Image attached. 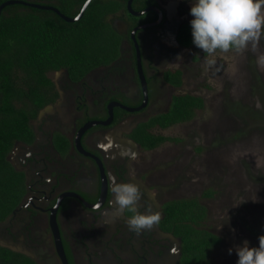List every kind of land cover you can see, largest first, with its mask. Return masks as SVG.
I'll return each mask as SVG.
<instances>
[{
	"label": "flooded vegetation",
	"instance_id": "af4514ba",
	"mask_svg": "<svg viewBox=\"0 0 264 264\" xmlns=\"http://www.w3.org/2000/svg\"><path fill=\"white\" fill-rule=\"evenodd\" d=\"M189 2L136 0L132 12L109 16L120 36L116 59L77 81L64 69L49 75L55 96L30 120L32 141L14 143L6 157L23 173L25 193L0 222V248L15 254L0 264H178L180 239L162 229L166 201L149 182L160 172L146 158L156 148L142 149L134 134L168 109L183 88L187 61L197 62L196 55L188 56L195 45L177 39L192 18ZM137 65L146 88L143 107ZM176 72L179 86L167 80ZM57 135L65 139V150L57 147ZM114 182L137 184L140 213L159 212V224L139 234L130 231L133 213L114 214ZM98 203L99 211L94 210Z\"/></svg>",
	"mask_w": 264,
	"mask_h": 264
},
{
	"label": "trees",
	"instance_id": "16d2710c",
	"mask_svg": "<svg viewBox=\"0 0 264 264\" xmlns=\"http://www.w3.org/2000/svg\"><path fill=\"white\" fill-rule=\"evenodd\" d=\"M6 1L0 0V4ZM19 1L24 3L8 4L0 10V222L25 193L23 173L16 171L6 157L14 143L32 141L30 120L55 96L49 75L64 69L71 81H77L92 68L116 59L120 36L109 23V16L127 13V0H90L80 17L68 22L52 10L31 5L50 6L74 18L86 0ZM135 5L136 0H132L131 8ZM177 39L182 45H193L191 24L181 27ZM168 77L173 85L181 84L178 72ZM203 106L199 96L175 94L165 112L138 126L134 139L147 151L168 141L177 142V138L151 130L188 122ZM56 143L65 150L64 138L57 135ZM212 195L207 189L198 197L175 198L163 204L161 227L180 239L178 264L211 263L210 256L220 238L204 227L207 210L200 200ZM12 256L15 254L0 248V262Z\"/></svg>",
	"mask_w": 264,
	"mask_h": 264
},
{
	"label": "rangeland",
	"instance_id": "374dc122",
	"mask_svg": "<svg viewBox=\"0 0 264 264\" xmlns=\"http://www.w3.org/2000/svg\"><path fill=\"white\" fill-rule=\"evenodd\" d=\"M192 54L197 62L187 61L177 92L201 97L203 109L188 122L155 129L178 141L146 154L149 167L160 170L149 182L161 201L212 190L200 200L207 210L204 227L220 238L210 264H236V249L245 241L258 247L264 235V68L258 65L264 35L255 51L250 44L242 53L210 56L195 46ZM208 60L215 64L209 67Z\"/></svg>",
	"mask_w": 264,
	"mask_h": 264
},
{
	"label": "clouds",
	"instance_id": "9594fccd",
	"mask_svg": "<svg viewBox=\"0 0 264 264\" xmlns=\"http://www.w3.org/2000/svg\"><path fill=\"white\" fill-rule=\"evenodd\" d=\"M190 14L193 17L190 21L192 42L210 56L217 51L242 53L250 44L255 51L264 35V0H193ZM206 63L211 67L215 60ZM258 65L264 68V55L258 58ZM111 191L116 205L114 214L133 213L127 221L130 231L139 234L159 224V212L148 209L146 213H140L142 193L137 184L114 182ZM100 208L98 203L94 210ZM258 239V247H249L245 241L236 249V264H264V235Z\"/></svg>",
	"mask_w": 264,
	"mask_h": 264
},
{
	"label": "water",
	"instance_id": "95a60500",
	"mask_svg": "<svg viewBox=\"0 0 264 264\" xmlns=\"http://www.w3.org/2000/svg\"><path fill=\"white\" fill-rule=\"evenodd\" d=\"M89 1H90V0H86V1L84 2L83 6H82L81 9H80V12H79L74 18H67V17L63 16L62 14H60V13L58 12L57 9H55V8H53V7H50V6H46V5H38V4H32L31 6H32V7H35V8H38V9L52 10V11H54L56 14H58L61 18H63L65 21L72 22V21L77 20V19L81 16L83 10L85 9V7H86L87 4L89 3ZM131 1H132V0H127V3H126V9H127L129 12H132V11H131V7H130ZM13 3H22V4H23L24 2L19 1V0H7L6 2H3L2 4H0V10H1L5 5L13 4ZM145 11H146V10H145ZM145 11H143V12H145ZM143 12L133 13V14H134V15H140V14H142ZM131 36H133V35H131ZM137 67H138L137 70H138V72H139V76H140L141 83H142L141 91H142V95H143V102H142V104H141V107H143V106H144V103L146 102V88H145L144 80H143V78L141 77L140 66L137 65ZM47 109H48V107H47ZM108 110H109V118H108V119H110V116H111V114H110V110H111V108H109ZM41 112H42V111H41ZM41 112H40V113H41ZM90 125H91V124H88V125L84 126V127L78 132V134H79V133H82V131H84L85 129H87ZM77 136H78V135H77ZM132 145L136 147V145H135L134 143H133ZM103 193H104V187H102L101 198H102V196H103ZM176 243H177V247H179V246H180V241L177 240ZM179 255H180L179 248H176V254H175V257H174V261H176V260L178 259V256H179Z\"/></svg>",
	"mask_w": 264,
	"mask_h": 264
}]
</instances>
